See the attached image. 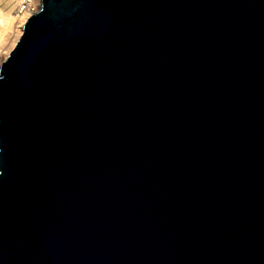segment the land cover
Listing matches in <instances>:
<instances>
[{
    "label": "water",
    "instance_id": "1",
    "mask_svg": "<svg viewBox=\"0 0 264 264\" xmlns=\"http://www.w3.org/2000/svg\"><path fill=\"white\" fill-rule=\"evenodd\" d=\"M0 264H264V0H42L0 66Z\"/></svg>",
    "mask_w": 264,
    "mask_h": 264
},
{
    "label": "bare ground",
    "instance_id": "2",
    "mask_svg": "<svg viewBox=\"0 0 264 264\" xmlns=\"http://www.w3.org/2000/svg\"><path fill=\"white\" fill-rule=\"evenodd\" d=\"M41 1L7 0L6 10L0 11V66L20 39L27 19L35 13L37 7L40 9ZM16 6L19 8V13L12 15L11 9Z\"/></svg>",
    "mask_w": 264,
    "mask_h": 264
},
{
    "label": "rangeland",
    "instance_id": "3",
    "mask_svg": "<svg viewBox=\"0 0 264 264\" xmlns=\"http://www.w3.org/2000/svg\"><path fill=\"white\" fill-rule=\"evenodd\" d=\"M6 4H7V0H0V11L6 10V8H7V5ZM38 9H39V7H37L34 11L36 12ZM11 12H12V15H17L19 13L18 6H16L15 8H12L11 9Z\"/></svg>",
    "mask_w": 264,
    "mask_h": 264
}]
</instances>
